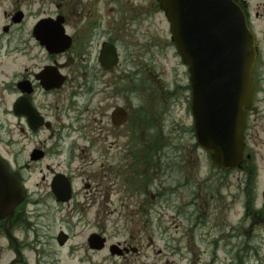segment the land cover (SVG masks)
<instances>
[{
  "label": "flooded vegetation",
  "instance_id": "af4514ba",
  "mask_svg": "<svg viewBox=\"0 0 264 264\" xmlns=\"http://www.w3.org/2000/svg\"><path fill=\"white\" fill-rule=\"evenodd\" d=\"M117 1L0 0V156L28 192L11 219H0V264H22L27 247L24 233L37 225L33 221L36 210H30V206H116L120 194L122 206L127 207L171 203L192 207L197 192L203 196V191L212 200L213 209L214 199L223 202V192L234 175L239 183L232 194L233 203L241 204L242 215L229 234V220L218 218L221 221L215 222L212 230L221 241L213 245L215 256L222 251L227 257L231 254L232 264H242L241 257L250 251L259 253L258 245L251 242L254 232L264 228V173L261 183L249 144L251 118L259 111V94L264 92V37L254 26L249 0L234 1L245 11L255 34L253 105L248 110L244 134V161L230 170L215 165L210 153L196 142L189 85L144 88L146 78H154L147 72L143 42L134 39V27L140 18L121 5L117 7ZM187 94L189 134L194 145L177 152V163L172 164L169 153L161 151V118L167 117L161 103H182ZM196 149L205 153V165L192 156ZM172 167L178 179L176 187L166 191L161 187V172ZM203 169L204 175L200 173ZM28 171L42 176V188L33 190V197L24 177ZM196 177L200 181L196 182ZM67 183L71 186L68 196L54 188ZM130 218L128 239L117 243L121 256L129 257L130 264H138L143 240L150 241L149 247L154 239L149 220L144 216ZM190 219V232L214 221L197 212ZM91 222H84L92 228L85 246L90 252H101L91 248L90 237L104 232L98 218H93L98 231ZM241 238L245 241L240 242ZM106 243L108 247L113 245L108 237ZM189 252H193V246Z\"/></svg>",
  "mask_w": 264,
  "mask_h": 264
},
{
  "label": "rangeland",
  "instance_id": "374dc122",
  "mask_svg": "<svg viewBox=\"0 0 264 264\" xmlns=\"http://www.w3.org/2000/svg\"><path fill=\"white\" fill-rule=\"evenodd\" d=\"M249 4L254 26L259 35L264 37V0H249ZM119 5L127 8L134 15L137 14L140 18V21L136 22L138 25L134 27V39L140 38L143 42V47L146 49L145 55H147L145 59V64L148 65L147 72L149 77L154 78L151 80L147 75H144L147 77L144 88L170 87L177 89L178 84L182 87L188 86L187 67L183 64L172 42L170 24L158 1L118 0L116 6ZM257 13L260 14V17H257ZM139 83L140 81L135 82L138 87H141ZM187 96L188 94L184 96L182 103L179 101L177 103L168 101L161 103L163 115L167 113V117L161 118V136L164 137L163 145L167 146L165 150L169 153V162L172 164L174 161L177 163L174 156L177 152L183 147L192 149L194 145V140L189 134L191 117L189 104L186 101ZM257 107L259 111H255L250 122L249 144L250 151L253 152L258 164L260 182L262 183L264 173V92L259 94ZM192 156H197L198 163L205 165V153L201 149H196ZM23 157L24 154L21 155V158ZM12 162H15L14 158H12ZM13 164L15 165V163ZM200 173L204 175V169ZM24 177L31 197H33V190L38 192L42 188V176L34 171H28ZM177 179L176 168L172 167L167 172H161V187L166 188V191L174 189ZM197 181L200 180L196 177ZM238 183L237 176H232L229 188L223 192L225 195L223 202H217V199H214L213 209L211 207L212 200L204 196L203 191V196H199L200 191L197 192V202L192 207H179L176 203L150 208L127 207L122 206L120 194L116 206L85 205L76 209L73 206L57 208L30 206V210H36L37 215L33 221L37 225L28 233L23 232L27 247L24 249L22 264H130L129 257L113 256L109 250L90 252L85 243L92 228L84 226V222L91 220V225H94V229L98 231L99 228L93 224V218H98L100 229L106 232L111 242H123L128 239L131 231V216L137 218L144 216L146 220H149V231L154 239L153 245L149 247L147 244L150 241L143 240L145 246L138 264H232L231 254L227 257L224 252L220 251L218 256L214 255L213 244L221 241V237L212 229L215 222L221 221L218 218L229 220L227 234L237 227L238 224H235V221L238 222L239 216L242 215V206L233 203L232 194L236 193ZM188 194L189 192L186 191L185 195ZM171 199L174 200L173 196ZM195 212L203 215L207 220L214 221L204 228L190 232L193 227L190 216ZM61 230L71 234L70 241L63 247L58 244L56 239ZM212 240V245H208ZM243 241L245 240L241 238L240 242ZM252 241L253 245H258L259 253L250 251L248 258L244 256V261L249 259L248 264H264L263 227L254 232ZM235 245H237V240H235ZM191 246H193L192 253L189 252ZM160 249L161 254L158 253Z\"/></svg>",
  "mask_w": 264,
  "mask_h": 264
},
{
  "label": "water",
  "instance_id": "95a60500",
  "mask_svg": "<svg viewBox=\"0 0 264 264\" xmlns=\"http://www.w3.org/2000/svg\"><path fill=\"white\" fill-rule=\"evenodd\" d=\"M172 40L189 66L198 143L216 164L231 168L243 160L247 109L252 104L255 37L243 9L233 0H158ZM70 192V186L58 187ZM25 189L0 157V218L12 216ZM68 236L61 233V245ZM93 235V248H104ZM116 247V246H115ZM113 253L117 251L114 247Z\"/></svg>",
  "mask_w": 264,
  "mask_h": 264
}]
</instances>
